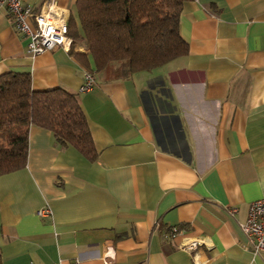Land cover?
<instances>
[{"label": "crops", "instance_id": "1", "mask_svg": "<svg viewBox=\"0 0 264 264\" xmlns=\"http://www.w3.org/2000/svg\"><path fill=\"white\" fill-rule=\"evenodd\" d=\"M179 33L186 55L81 91L78 58L31 56L0 7V74L76 94L96 151L30 125L24 167L0 176V264H264L239 226L264 197V0H186Z\"/></svg>", "mask_w": 264, "mask_h": 264}, {"label": "trees", "instance_id": "2", "mask_svg": "<svg viewBox=\"0 0 264 264\" xmlns=\"http://www.w3.org/2000/svg\"><path fill=\"white\" fill-rule=\"evenodd\" d=\"M186 0H76L67 22L69 53L93 76L125 79L149 72L188 52L179 33ZM75 11V12H74ZM82 45L86 52H75ZM30 125L45 128L60 146L96 157L76 94L33 90L28 72L0 74V176L24 167Z\"/></svg>", "mask_w": 264, "mask_h": 264}, {"label": "built area", "instance_id": "3", "mask_svg": "<svg viewBox=\"0 0 264 264\" xmlns=\"http://www.w3.org/2000/svg\"><path fill=\"white\" fill-rule=\"evenodd\" d=\"M11 19L13 27L19 33L28 38L27 52L33 56L44 51L60 47L68 52L72 38L67 33L69 15L66 9L57 6L53 0L48 1L39 10L33 9L22 0H0ZM94 84V78L88 71L83 73V83L80 90H88ZM235 209H231L233 213ZM50 209L43 207L38 210L40 216L49 214ZM245 237L246 246L254 254L264 252V197L249 204L246 218L239 224ZM179 234L176 227H171L167 236L174 237ZM202 239L188 240L179 247L193 251ZM195 261V257H194ZM197 263V262H195Z\"/></svg>", "mask_w": 264, "mask_h": 264}, {"label": "rangeland", "instance_id": "4", "mask_svg": "<svg viewBox=\"0 0 264 264\" xmlns=\"http://www.w3.org/2000/svg\"><path fill=\"white\" fill-rule=\"evenodd\" d=\"M86 49V48H85Z\"/></svg>", "mask_w": 264, "mask_h": 264}]
</instances>
